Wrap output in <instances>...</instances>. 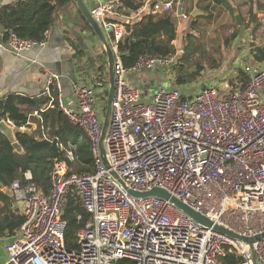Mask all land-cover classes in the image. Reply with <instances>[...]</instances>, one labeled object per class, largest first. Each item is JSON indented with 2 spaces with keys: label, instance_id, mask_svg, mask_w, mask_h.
I'll list each match as a JSON object with an SVG mask.
<instances>
[{
  "label": "built area",
  "instance_id": "2783aa9c",
  "mask_svg": "<svg viewBox=\"0 0 264 264\" xmlns=\"http://www.w3.org/2000/svg\"><path fill=\"white\" fill-rule=\"evenodd\" d=\"M174 4L164 1L154 10L173 9ZM148 7L147 1L131 14L124 12V0H97L90 7L115 53L116 88L105 137L110 167L99 146L108 85L74 83L75 98L69 99L59 75L52 74L37 95L48 97L49 108L58 107L82 129L94 169L69 174L66 163L57 161L48 192L34 182L12 183L24 214L6 245L3 264H120L124 259L135 264H225L221 257L227 254L241 255L239 264H264V239L249 245L197 222L170 199L134 196L125 188L142 193L160 188L215 225L246 237L264 232V70L244 65L248 83L223 94L210 85L198 92L183 90L173 79L157 87L153 103L142 102L126 76L171 68L182 53L141 55L133 65H124L118 43L128 32L118 18L133 23ZM246 34V41H253L254 32ZM49 37L50 30L40 40L9 32L0 45L15 53L42 50ZM5 121L17 131L27 129L10 118ZM67 156L74 159L71 150ZM70 193L89 214L71 247L63 218ZM77 217L81 220L83 214Z\"/></svg>",
  "mask_w": 264,
  "mask_h": 264
},
{
  "label": "trees",
  "instance_id": "16d2710c",
  "mask_svg": "<svg viewBox=\"0 0 264 264\" xmlns=\"http://www.w3.org/2000/svg\"><path fill=\"white\" fill-rule=\"evenodd\" d=\"M72 0H15L0 8V33L3 39L8 36L9 32H15L19 36L43 39L47 30H49L59 19V9L69 4ZM207 0H200L198 5L205 13L198 17H193L190 10L187 12L190 18V27L197 29L199 19H205L207 22H213L215 16L213 9L215 5H225L234 17V9L231 1L233 0H211V2L201 4ZM145 0H124V12L131 14L136 9L144 5ZM153 1V6L156 4ZM260 8V0H252ZM185 11V9H184ZM251 17L250 24L253 22L252 15L255 7H250ZM175 7L162 12H149L135 20L133 23H127V34L118 43V48L121 55V60L125 66L133 65L141 55L165 57L176 52L177 48L173 43L178 38V24L174 15ZM243 18V17H242ZM83 21L82 30L94 31L89 22L80 12L76 16ZM244 21V19H243ZM236 22V21H235ZM77 24V23H76ZM249 24V26H250ZM192 32L187 31L184 34V40L192 43ZM240 35V28L233 32L231 39L234 40ZM229 39L227 38L226 41ZM70 43L78 51L83 53L84 50L80 45L74 43L72 38H69ZM261 46L255 49L260 50ZM192 46H187V51L192 50ZM103 49V47H102ZM258 54L259 60H264V47ZM100 65L97 70L100 71L102 77L100 79L104 85L109 84V71L107 55L104 50L101 54L95 56ZM187 58V54H186ZM185 57H182L181 62H177L171 68L174 72V83L177 85H187L196 81L205 68L202 60L196 61L195 69L188 70V66L184 62ZM94 59H90L93 64ZM190 62V61H189ZM104 71L106 76H103ZM232 84L245 86L248 83V77L243 69L237 71V75L231 78ZM108 92V91H107ZM50 102L48 97H36V95H23L17 93H9L0 99V118H10L17 126L26 125L29 132L19 130L16 133L15 141H17L22 151H17L13 142L9 140L2 131H0V189L8 187L15 180L22 184L34 182L45 192H48L51 186V173L56 161L65 162L68 166L69 174H83L94 169V158L91 153L89 141L79 126L71 123L68 116L58 107L46 109ZM41 110V116L44 120V125L34 129L27 124L29 114ZM43 128L50 135L47 139L39 138L43 135ZM74 134V136H72ZM85 135L83 142H78V137ZM58 143H61L64 148L72 150L74 159L66 158L64 148H61ZM73 145V146H72ZM75 147V148H73ZM32 172V180L25 179V173ZM3 192L0 191V196ZM83 214L81 220L78 219V214ZM63 218L67 222L66 243L69 247L72 246L76 239L77 231L86 225L89 220V214L86 213L80 199L70 193L66 197L65 209ZM23 221L21 216H7L0 223V233L6 229H16ZM225 264H239L242 260L239 254H227L221 257ZM120 264H135V262L124 259Z\"/></svg>",
  "mask_w": 264,
  "mask_h": 264
},
{
  "label": "crops",
  "instance_id": "0c3cea01",
  "mask_svg": "<svg viewBox=\"0 0 264 264\" xmlns=\"http://www.w3.org/2000/svg\"><path fill=\"white\" fill-rule=\"evenodd\" d=\"M13 1L15 0H0V8ZM90 1L97 3V0ZM147 1L148 3L151 2V0H145L144 4ZM164 1L170 0H157L156 4L163 3ZM179 1L181 2V0H173V2L175 3V12L178 11L177 2ZM199 2L200 0H184L182 10L183 13L182 15H177L180 16L178 18L189 19L190 15L187 14V12L190 10V14H192L195 5H197V7L201 9L198 6L200 5ZM208 2H211V0L203 1L201 2V4H205ZM231 2L232 6L237 8V0H233ZM86 3L88 4V0H86ZM148 5L150 7V4ZM246 5L249 6V10L252 5L255 7V11L251 18V20L253 19V22L250 24V26L248 27L249 30L247 29V31L254 32L256 40L261 44V41L263 43L264 39V5L260 8L255 2H252V0H248V3ZM222 6L227 8L225 5ZM65 19V15L59 14V19L56 21L54 26L49 29L50 37L48 39V44L42 50H31L23 51L22 53H15L8 48L2 47L0 45V99L8 95L9 93L36 95L37 97V95L48 86L50 81L49 78H51L50 76H52V74L59 75V79H64L63 81L65 83V88H63V92L69 99L75 98V93L72 90V86L74 83L80 84L82 82L91 84L93 86L96 85L97 87L98 85L103 86L101 80H104V78L100 79L102 77V74L97 70V67L100 65V63L95 58V56L101 54L102 50H104L102 49L98 38L92 32L88 30H82L83 21L78 19V22H76L77 19H75L72 22L66 23ZM113 20H115V18H113ZM118 22L124 23L126 28L127 22H125L124 19L118 18ZM246 33L244 41L247 37ZM106 36L107 38L109 37L108 34H106ZM69 38H72L74 43L80 45V48L82 47L84 52L78 53V51L70 43L71 41H69ZM3 40V35L0 33V43L3 42ZM262 50L263 48L261 47L259 51L261 52ZM90 59H94L93 64L90 63ZM170 73L171 68H167L166 73L164 74L161 67H158L155 69H151L148 72V76L152 82H154L155 79H158L165 81V84H167L171 80ZM140 75L143 74L130 73L129 75H127V79L131 82H134L135 80L140 78ZM103 76L105 75L103 74ZM68 82H70V84H68ZM237 85L241 86V84L239 83ZM104 101H107V99H105ZM29 122V125L34 129L45 124L40 114L35 115L33 113L29 116ZM28 132L30 133V131ZM49 136L50 135L48 134V131L43 128V135L39 136V138L47 139V137ZM58 144L59 146H61V148H64L61 143ZM68 150L71 149L64 148L66 158L72 160L67 156ZM24 175L26 180H32L31 171L26 172ZM0 191L3 192V195L0 196V223L7 216H10L12 218L21 216L23 218L24 203L22 201L16 200L12 190V184L8 187H2ZM17 203L23 205L22 210ZM19 226L16 229H6L4 232L0 233V264H3L7 260L6 245L10 240L13 239Z\"/></svg>",
  "mask_w": 264,
  "mask_h": 264
},
{
  "label": "rangeland",
  "instance_id": "374dc122",
  "mask_svg": "<svg viewBox=\"0 0 264 264\" xmlns=\"http://www.w3.org/2000/svg\"><path fill=\"white\" fill-rule=\"evenodd\" d=\"M153 1L151 0V2L148 3L150 4V7L146 9L143 15L149 12H162L161 9L154 10L156 4L152 9ZM236 3L237 8L235 9H239L240 14L245 21H243V33H240L239 37H237L238 39L235 38L234 40L231 39V36L233 32L238 29V27L240 28V26L235 22V17H233L232 12L222 5H216V8L213 10V15L215 16L213 22H207L205 19L200 18L198 20L199 25L195 30L190 27V18H178L180 16H177V13L174 12L177 19L179 36L173 43L178 50L182 49V53L177 61L181 62L182 57H185L184 62L188 66V70L191 71L195 69L196 61L202 60L205 65L204 70L196 81L182 86L175 84L177 87L183 90L187 89L192 92H198L201 88L210 85L215 86L219 92L223 94V92H227L228 89L236 88L238 86L232 84L231 78L236 76L237 71L240 68L242 69L244 65L250 64L264 70V60H259L257 57L258 54H256L258 52L260 53L259 50L255 49L257 46L251 48L249 44L250 42L245 40L247 42L246 43L244 41L245 33L249 27L251 17L249 6L246 5L248 0H237ZM88 4L90 7H94L96 3L88 0ZM157 4L163 6V3ZM260 4L264 5V1H261ZM187 31L192 32L191 40L194 42L190 43L186 39L184 40V34ZM227 38L229 39L228 41H226ZM253 40H256V38ZM261 44L259 43L258 46L263 48L264 39L263 43L261 41ZM188 45L193 47L189 52L186 49ZM150 70L151 69H147L145 70L146 72L142 71L141 74L143 75H140V78L134 82L128 80L126 76L128 84L139 90L141 101L145 103H153L157 94V87L159 84L166 83L165 81L158 79H155V81L152 82L148 76V72ZM170 75L171 80H173L174 72L172 68ZM63 80L64 79L62 78L59 79V85L62 90L65 88ZM68 84H70V82H68ZM46 109H49V107L47 106ZM39 114L41 115V110ZM72 136H74V134ZM85 138V135H80L78 137V142H83ZM17 204L22 210L23 205H20L19 203Z\"/></svg>",
  "mask_w": 264,
  "mask_h": 264
},
{
  "label": "water",
  "instance_id": "95a60500",
  "mask_svg": "<svg viewBox=\"0 0 264 264\" xmlns=\"http://www.w3.org/2000/svg\"><path fill=\"white\" fill-rule=\"evenodd\" d=\"M183 2L184 0H181V2L178 4V14H182ZM79 12L83 14L85 19L89 22L90 26L92 27L96 37L98 38L100 44L102 45L107 55L108 71H109V90H108V99H107V104H106V109H105V114H104V120L102 124V133H101L99 146H100V152H101L104 163L106 164L107 167H110V163L107 158L106 150H105V137H106L109 125H110L112 105H113V100L115 96V88H116L115 54H114L111 42L107 38L105 32L103 31L101 26L98 24L94 16L92 15L90 7L86 3V0H72L69 4L59 9V14L60 15L63 14L66 16V19H65L66 23L74 21ZM203 14H204V11H202L201 9L197 7V5H195L191 15L193 17H198L199 15H203ZM234 17H235L236 23L240 26V33H243L244 25H243V19L241 17L239 9H234ZM249 44L251 48H254L259 45V41L253 40ZM161 69L163 70L165 74L166 68L161 67ZM0 131H2L4 135L13 142V146L17 151L19 152L22 151L21 145L17 141H15L17 130L13 128L11 125H9L4 119H1V118H0ZM28 131L29 129L26 130V132ZM112 174L117 180L122 182L121 178L115 171H113ZM125 188L129 191V193H131L134 196L154 195V196H159L164 199H170L179 208L184 210L187 214H189L197 222L203 225H206V226H210V227L213 226L214 229L218 230L219 232L224 233L232 238L242 240L248 243L249 245H252L255 241L264 239V232L254 237H246L238 233H235L229 229H226L222 226L215 225L212 223L210 219L196 212L195 210L190 208L188 205L182 203L177 198L171 196L167 191L163 189L153 188L152 190L142 193V192L133 191L129 189L127 186H125Z\"/></svg>",
  "mask_w": 264,
  "mask_h": 264
},
{
  "label": "clouds",
  "instance_id": "9594fccd",
  "mask_svg": "<svg viewBox=\"0 0 264 264\" xmlns=\"http://www.w3.org/2000/svg\"><path fill=\"white\" fill-rule=\"evenodd\" d=\"M178 12V11H177ZM114 51V50H113ZM115 54V53H114ZM108 90H109V84H108ZM107 99H108V92H107ZM106 104H107V101H105V104H104V109H106ZM104 114H105V111H104ZM104 120V119H103Z\"/></svg>",
  "mask_w": 264,
  "mask_h": 264
}]
</instances>
